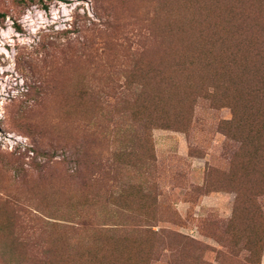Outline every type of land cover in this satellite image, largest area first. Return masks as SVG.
I'll list each match as a JSON object with an SVG mask.
<instances>
[{"label":"rangeland","instance_id":"obj_1","mask_svg":"<svg viewBox=\"0 0 264 264\" xmlns=\"http://www.w3.org/2000/svg\"><path fill=\"white\" fill-rule=\"evenodd\" d=\"M260 1L234 0L231 31L264 21ZM227 7L0 0V264H264L254 101L241 150L223 130V93L243 96Z\"/></svg>","mask_w":264,"mask_h":264},{"label":"trees","instance_id":"obj_2","mask_svg":"<svg viewBox=\"0 0 264 264\" xmlns=\"http://www.w3.org/2000/svg\"><path fill=\"white\" fill-rule=\"evenodd\" d=\"M34 1V0H31ZM42 1V0H37ZM264 11V0L260 1ZM227 13L228 17L226 18V27H229L230 34H236L235 38H237V44L225 51L229 60H227L228 64L223 66L224 69V76L236 79L237 81H227L225 82V87L229 88L232 85L239 86L243 89V96L239 99H234L228 97L227 92H224L226 100H222V104H227L232 110V118L226 122H223V130L228 133L231 130V138L235 139V131L242 127L241 121V103L243 101H247L249 103H245V106L249 105L252 101L255 105V109L259 118L261 116L260 125L264 127V21L261 23L253 24L251 30L249 29H239L238 31H231L234 27L236 28V7L234 5V0H226ZM3 16L0 13V17ZM264 18V17H263ZM201 39L204 37L199 34ZM218 38V37H216ZM220 43L222 44L225 40L224 37H219ZM210 48L216 44V42H211ZM206 61V58H204ZM234 69H237L240 74H236ZM229 79V80H230ZM217 82V80H216ZM211 92L216 93V86L211 87ZM226 90V89H224ZM227 91V90H226ZM253 96L255 100L249 99V97ZM247 97V99H246ZM228 100V101H227ZM241 100V101H240ZM255 120H253V126L255 127ZM239 132V131H238ZM228 135V134H227ZM237 140V149L241 150L243 148L244 140L243 139H235ZM234 140V141H235ZM255 152L253 154V158L257 163H262V167L264 168V141L263 139L258 138L255 135ZM240 143V145H239ZM238 153L236 150L234 151L232 156H236ZM150 162H153L154 159L149 157ZM232 160V159H231ZM254 165L256 163L254 162ZM153 166V165H151ZM240 168V167H239ZM229 184L233 187L238 193L237 200H242L244 197V193L241 190L242 180L240 181V177H236L233 172H229Z\"/></svg>","mask_w":264,"mask_h":264},{"label":"clouds","instance_id":"obj_3","mask_svg":"<svg viewBox=\"0 0 264 264\" xmlns=\"http://www.w3.org/2000/svg\"><path fill=\"white\" fill-rule=\"evenodd\" d=\"M61 7L63 8L64 5L62 4ZM64 15H65V17H68V10H67V9H65V11H64ZM38 16L41 17V24H42V25L47 23V21L44 20V18H43V14H42V13H38ZM53 17H54V19L56 18V13H55V12H53ZM25 19H30V14H29V16L26 17ZM32 22L35 23V21H32ZM11 31H12V29L9 28V33H11ZM33 31H36V29L34 28ZM9 33H4V35H8Z\"/></svg>","mask_w":264,"mask_h":264}]
</instances>
